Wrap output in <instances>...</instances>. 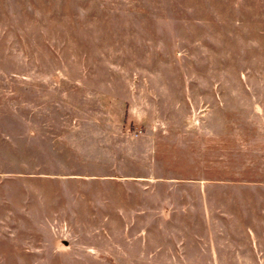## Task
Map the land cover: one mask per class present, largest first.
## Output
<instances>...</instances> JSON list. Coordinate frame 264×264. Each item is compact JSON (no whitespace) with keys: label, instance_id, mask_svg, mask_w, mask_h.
I'll use <instances>...</instances> for the list:
<instances>
[{"label":"rangeland","instance_id":"374dc122","mask_svg":"<svg viewBox=\"0 0 264 264\" xmlns=\"http://www.w3.org/2000/svg\"><path fill=\"white\" fill-rule=\"evenodd\" d=\"M0 264H264V0H0Z\"/></svg>","mask_w":264,"mask_h":264}]
</instances>
